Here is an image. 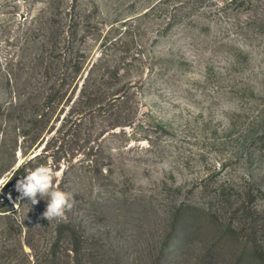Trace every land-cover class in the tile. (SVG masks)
Instances as JSON below:
<instances>
[{
	"label": "rangeland",
	"instance_id": "1",
	"mask_svg": "<svg viewBox=\"0 0 264 264\" xmlns=\"http://www.w3.org/2000/svg\"><path fill=\"white\" fill-rule=\"evenodd\" d=\"M47 2L0 0V264L42 263L55 241L41 198L15 190L41 165L95 264H264V0H61L51 60ZM42 52L82 65L46 125ZM90 71L127 83L126 104L73 124Z\"/></svg>",
	"mask_w": 264,
	"mask_h": 264
},
{
	"label": "trees",
	"instance_id": "2",
	"mask_svg": "<svg viewBox=\"0 0 264 264\" xmlns=\"http://www.w3.org/2000/svg\"><path fill=\"white\" fill-rule=\"evenodd\" d=\"M63 8H61V0H48L46 9L42 12L41 18L46 19V23L39 24V28L42 31L49 33L48 45L50 46L49 58L50 60L54 58V54L58 52V46H56V40L54 41L55 30L58 32L59 29L55 28L52 24V21L55 20L58 16L63 14ZM69 8L65 13H70ZM41 20V19H40ZM42 23V22H41ZM71 27L69 26L68 29ZM64 30V29H63ZM74 34L71 32V38L73 39ZM43 52L37 58L36 61H40V73L41 77L44 79L47 87L42 88L36 95V100L40 103L36 111L33 112V117L35 119V124H47L58 107L64 102L67 98L70 87L72 84L77 82V79L81 76L82 65L78 62L77 59H69V66L66 67L63 71H54L50 60L45 61ZM45 61V62H44ZM118 73L114 74V77H118ZM91 71L84 78L83 86L80 90L78 97V102H73L70 107V116L74 117L75 120L73 124L80 125L84 119L88 116L105 112L113 113L117 110H120L119 106L126 104L128 95V86L127 83H109L107 80H103L100 83H93L91 81ZM107 77V76H105ZM104 79V78H102ZM119 80V78H116ZM78 83H76L77 86ZM105 84L109 86H105ZM76 92L75 88L72 90L71 94L73 95ZM71 97H68L65 104H70L72 101ZM81 116V117H78ZM80 120L79 122H77ZM70 121V122H71ZM71 122V123H72ZM119 125V124H117ZM38 135L33 139L36 141ZM88 158L94 157L91 160L89 166V173L95 175H101L102 170L98 167L100 164L99 158L96 154L93 153L91 149L87 153ZM27 166V165H25ZM11 165L7 168L10 169ZM25 168V167H24ZM23 169L18 170L14 176L22 175ZM107 173L111 174V171L108 170ZM9 184V183H8ZM66 181H62L57 185L60 190L66 192ZM261 194L262 192L259 191ZM40 198V197H38ZM48 197L41 198V205L44 207L47 206ZM70 210H67L65 215L66 220H53L54 222V232H55V241L51 244V247L44 255V261L37 262L36 264H95V254L89 251L87 248L83 247L85 242L83 236L77 230L73 220L70 218ZM1 219V218H0ZM33 237V236H32ZM20 242H18L19 244ZM29 247L33 252L36 251V246L33 243H28ZM61 245H64L63 247ZM22 248V247H21ZM11 251H5L8 255L3 257H8Z\"/></svg>",
	"mask_w": 264,
	"mask_h": 264
},
{
	"label": "clouds",
	"instance_id": "3",
	"mask_svg": "<svg viewBox=\"0 0 264 264\" xmlns=\"http://www.w3.org/2000/svg\"><path fill=\"white\" fill-rule=\"evenodd\" d=\"M60 175L59 172L47 165H41L25 176L18 179L15 190L19 194L18 199H28L33 205L39 202L38 197L47 196L46 210L43 212V218L51 220H66L67 210L73 206V197L54 186V180Z\"/></svg>",
	"mask_w": 264,
	"mask_h": 264
}]
</instances>
